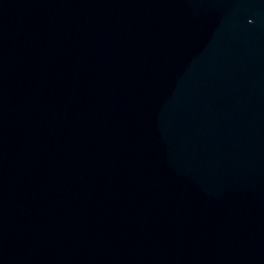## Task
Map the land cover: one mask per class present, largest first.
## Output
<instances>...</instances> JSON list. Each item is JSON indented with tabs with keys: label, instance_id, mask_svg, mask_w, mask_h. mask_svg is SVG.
Listing matches in <instances>:
<instances>
[{
	"label": "water",
	"instance_id": "water-1",
	"mask_svg": "<svg viewBox=\"0 0 264 264\" xmlns=\"http://www.w3.org/2000/svg\"><path fill=\"white\" fill-rule=\"evenodd\" d=\"M0 264H264V0H0Z\"/></svg>",
	"mask_w": 264,
	"mask_h": 264
}]
</instances>
